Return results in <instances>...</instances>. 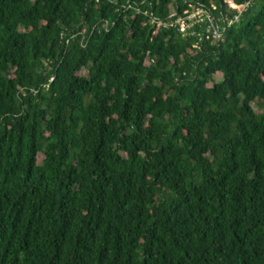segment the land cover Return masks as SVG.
<instances>
[{
    "label": "trees",
    "instance_id": "obj_1",
    "mask_svg": "<svg viewBox=\"0 0 264 264\" xmlns=\"http://www.w3.org/2000/svg\"><path fill=\"white\" fill-rule=\"evenodd\" d=\"M212 1L0 0V264H264V0L144 14Z\"/></svg>",
    "mask_w": 264,
    "mask_h": 264
},
{
    "label": "built area",
    "instance_id": "obj_2",
    "mask_svg": "<svg viewBox=\"0 0 264 264\" xmlns=\"http://www.w3.org/2000/svg\"><path fill=\"white\" fill-rule=\"evenodd\" d=\"M186 4L183 9L171 11L165 17H157L147 11L144 14L149 15L148 22L153 29L172 28L183 38L196 37L198 40L214 41L222 36L225 29L239 22L243 11L250 6V1L222 0L221 3L212 1L209 4L201 2ZM135 11L139 13L140 9L137 7ZM193 46H198V43L195 42Z\"/></svg>",
    "mask_w": 264,
    "mask_h": 264
},
{
    "label": "rangeland",
    "instance_id": "obj_3",
    "mask_svg": "<svg viewBox=\"0 0 264 264\" xmlns=\"http://www.w3.org/2000/svg\"><path fill=\"white\" fill-rule=\"evenodd\" d=\"M220 78H221V77H220L218 74L215 75V79H216V81H218ZM254 109H255L256 112H259V109L256 108V106H254Z\"/></svg>",
    "mask_w": 264,
    "mask_h": 264
}]
</instances>
